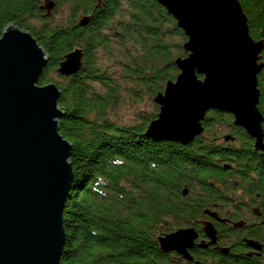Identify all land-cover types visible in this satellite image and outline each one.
I'll return each instance as SVG.
<instances>
[{
  "label": "trees",
  "instance_id": "16d2710c",
  "mask_svg": "<svg viewBox=\"0 0 264 264\" xmlns=\"http://www.w3.org/2000/svg\"><path fill=\"white\" fill-rule=\"evenodd\" d=\"M44 1L0 0V35L9 22L28 30L48 55L37 84L54 82L61 91L58 104L65 113L59 132L73 144V180L62 213L65 238L59 264H180L175 252L160 250L158 236L191 226L202 233L204 210L226 196L237 197L239 180L251 179L249 187L264 198V171L248 176L224 169L230 166L225 161L241 154V147L224 136H236L245 148L252 139L233 124L230 113L219 110L205 114L202 134L188 144L144 134L158 111L153 97L176 78L174 61L186 55L187 37L156 0H102L99 5L95 0H53L54 7H67L65 21H54L53 13L45 16ZM239 2L250 36L264 40V0ZM84 16L88 21L80 25ZM114 44L123 49L113 50ZM77 47L83 51L81 69L61 76L59 62ZM99 50L112 52L122 69L118 76L99 61ZM121 81L155 103L144 122L110 118L109 110L126 89ZM258 88L257 107L264 118V68ZM262 256L260 261L243 259L244 264H264V251Z\"/></svg>",
  "mask_w": 264,
  "mask_h": 264
},
{
  "label": "water",
  "instance_id": "95a60500",
  "mask_svg": "<svg viewBox=\"0 0 264 264\" xmlns=\"http://www.w3.org/2000/svg\"><path fill=\"white\" fill-rule=\"evenodd\" d=\"M101 4L102 0H95ZM187 37L185 56L174 61L179 73L153 97L156 116L144 134L154 140L188 144L204 130L209 110L233 116V124L264 154L263 115L258 109V74L264 68V40H254L239 0H156ZM53 0L41 8L51 16ZM88 17L79 20L86 24ZM83 51L66 53L56 69L68 77L82 67ZM48 55L26 29L9 22L0 35V264H59L64 246L62 213L73 180L72 142L59 132L65 111L54 82L38 85ZM201 76L202 78H199ZM224 139L233 140L230 134ZM187 189H183L185 195ZM205 214L216 216L208 209ZM215 243L216 229L202 222ZM198 233L181 227L158 236L163 252L189 253ZM261 249V246H256Z\"/></svg>",
  "mask_w": 264,
  "mask_h": 264
},
{
  "label": "flooded vegetation",
  "instance_id": "af4514ba",
  "mask_svg": "<svg viewBox=\"0 0 264 264\" xmlns=\"http://www.w3.org/2000/svg\"><path fill=\"white\" fill-rule=\"evenodd\" d=\"M238 128L245 131L241 127ZM235 132L238 133V130L236 129ZM236 138L234 136V140L231 141H235L237 147H241V154H238L235 159L244 161L235 162V159L225 161L224 163H228L230 166L225 165L224 169H236L248 176L255 175L258 171H264V154L253 148V139L249 137L252 139L249 142L251 147L245 148ZM227 145L229 146V144ZM253 159L254 162L251 163ZM256 159L259 162H256ZM247 169L251 170L250 173L246 171ZM239 183L241 184H238L237 197L226 196L224 201L208 207V210L215 212L216 216L206 214L203 221L211 222L216 229V241L205 247H198L197 243L200 241L207 243L209 239L203 234V231L202 233L197 231L195 245L188 250L193 261L198 260L212 264H244L243 259L260 261L263 258L264 236L261 231L264 230V198L259 192L249 187L251 179H242L239 180ZM258 245L261 246V249H257ZM260 252L261 254H259ZM174 256L180 264H193L192 261L184 259L178 253Z\"/></svg>",
  "mask_w": 264,
  "mask_h": 264
},
{
  "label": "rangeland",
  "instance_id": "374dc122",
  "mask_svg": "<svg viewBox=\"0 0 264 264\" xmlns=\"http://www.w3.org/2000/svg\"><path fill=\"white\" fill-rule=\"evenodd\" d=\"M52 13L54 21H65L69 17V11L66 6L54 7ZM127 46L130 47V44H127ZM115 49H123V47L114 44L113 50ZM96 55H98V59L102 64L108 66L110 73L116 72L118 76L119 72H122V69L118 66L119 62L117 59L111 56L112 52L107 53L106 51L99 50ZM50 77L55 82L59 79L55 73H51ZM119 83L126 89L121 90V93L117 97V104L109 110L110 118L114 121L116 120V122L125 124L144 122L146 116L154 111L155 103L143 92L131 91L123 85L122 81ZM140 117L144 118L141 119Z\"/></svg>",
  "mask_w": 264,
  "mask_h": 264
}]
</instances>
